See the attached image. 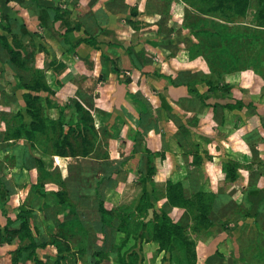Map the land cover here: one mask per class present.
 Segmentation results:
<instances>
[{
  "label": "crops",
  "instance_id": "crops-1",
  "mask_svg": "<svg viewBox=\"0 0 264 264\" xmlns=\"http://www.w3.org/2000/svg\"><path fill=\"white\" fill-rule=\"evenodd\" d=\"M162 18V8H154L149 0H0V37H6L22 59H27L28 68L43 72L49 91L34 94L45 104L47 99L53 103L47 107V115L54 119L61 112L70 116L75 109L65 105L77 101L91 113L98 132L97 150L89 158L44 156L46 169H59L66 180V167L84 159L96 160L102 179L98 190L105 207L136 214L145 196L148 215L140 217L145 225L161 210L174 222L184 216V209L168 204V180L183 181L190 193L203 186L206 191L223 193L217 198V210L232 200L231 190L240 194L235 197L238 203L249 207L248 194L264 187L260 174L264 167V108L258 107L254 113V108L235 109L230 115L233 120H225L222 108L206 111L187 86L173 84L189 64L169 56L177 45L172 33L161 31ZM21 75L29 76V72L11 61L0 40V225L5 227L10 221L18 227L19 209L25 206L32 213L27 216L33 234L49 241L52 227L75 215L69 216L46 198L59 190L57 185L46 183L44 193L34 188L39 171L32 163L38 154L29 149V143L4 138L12 114L22 111L26 122L31 120L24 99L27 90L18 86ZM254 102L260 106V99ZM225 163L236 166L234 184L225 181ZM68 190L73 193L75 189ZM78 217L99 238L90 250L91 258L99 251L103 253L101 264H117L109 254L119 238L120 221L104 226L96 209L82 206ZM245 222L254 225L253 219ZM37 224L43 237L36 233ZM244 229L241 220L230 232L199 239L197 264H207L217 251L225 259L238 258L246 245ZM135 242L131 239L127 247ZM142 246L144 264L148 259L149 264L158 259L163 264L165 253L158 252L156 242H143ZM12 249L0 246V264H9ZM57 253L53 246L38 250L43 259Z\"/></svg>",
  "mask_w": 264,
  "mask_h": 264
},
{
  "label": "trees",
  "instance_id": "trees-1",
  "mask_svg": "<svg viewBox=\"0 0 264 264\" xmlns=\"http://www.w3.org/2000/svg\"><path fill=\"white\" fill-rule=\"evenodd\" d=\"M33 1L39 2V0ZM182 1L188 3L203 16L223 18L229 22H235L234 20L237 18L245 17L252 2V0ZM258 4L255 25L264 28V0H259ZM132 13L136 15V11L132 10ZM162 14L167 16L166 9L163 10L162 8ZM160 29L161 31L163 29L161 25ZM225 38V36L221 37V42ZM0 40L4 42L11 61H16L21 69L24 68L29 72V76L21 75L18 77V86L27 90L24 99L27 116L31 119L30 122H26L25 114L22 111L12 114L7 120L4 138L5 140H25L29 143V149L38 154L35 155L34 163H32L39 171L38 183L34 188L44 193L46 183L59 186V190L53 191L46 198L53 199L55 205L61 208L59 210L69 213V216L75 215L74 219L66 220L60 225L57 224L58 233L54 236L55 239L51 241L43 240L40 242L41 239L33 234L30 218L24 214L17 216L20 224L19 229L11 228L12 223L10 221H8L5 229L0 225V246L12 243L15 238L19 240L18 248L11 254V264H19L27 258H33L35 264H68L66 261L76 262L78 255L86 256L88 251L97 246L99 238L94 228L86 226L78 217L79 206L96 209L100 213L101 223L104 226H111L116 219L120 221V226L117 229L119 238L112 253L109 254L117 264H144L143 242H156L159 245L158 252L165 253L163 264H197L198 240L203 237H211L218 232H230L231 228L236 227L241 220L244 221L247 238L240 256L229 260L217 251L213 257L208 259L207 264H264V187L257 193L248 194L249 207H245L242 202L238 203L233 197L234 192L230 191L228 194L233 197L232 200L222 209L217 210V198L223 193L206 191L204 186L199 192L190 193L186 190L183 181L168 180L166 186L168 204L171 207L184 209L185 214L181 220L174 222L166 210H161L160 213H155L153 219L146 225L144 219H140V217L144 218L148 215V204L145 201V196L142 197L136 214L127 209L108 210L105 207V201L98 190L102 179L98 177V162L96 160L84 159L77 165L69 166L71 170L77 171V175L80 177L78 178L80 189L73 193L69 192L62 173L56 170V172L47 171L43 157L89 158L91 153L97 150L98 132L95 129L94 118L77 101L65 105V107L75 109L74 114L67 116L61 112L58 119L48 116L47 107L53 106V103L47 99L45 104L41 96L34 94V92L49 91L43 72L28 68L27 59H22L21 53L9 45L6 37L2 36ZM258 72L264 79V70L259 69ZM185 78L186 76L181 72L179 73V80L173 84L185 85L189 92L194 94L195 92L189 86V79L185 80ZM198 97L204 102L202 96L199 95ZM204 105L209 106L207 102H204ZM243 107L239 101L225 105L222 103L214 105L215 110L217 108L240 110ZM77 145L83 148L82 152L76 151ZM32 164L25 161L27 168H32ZM222 170L225 174L226 183L234 184L238 180L234 164L225 163ZM260 174L261 177H264V167ZM245 190L243 194H245ZM223 192L226 191L223 189ZM46 205L48 206V203ZM247 219L254 220V227L245 222ZM144 227L146 228L145 232L139 238L138 236ZM122 234L125 236L120 239ZM75 236H80V240H72ZM131 239H135L136 242L127 247ZM49 244L54 245L58 253L55 257L42 261L37 257L36 251ZM102 254L98 251L94 255L97 258L94 264H101ZM224 260L226 261L224 262Z\"/></svg>",
  "mask_w": 264,
  "mask_h": 264
},
{
  "label": "rangeland",
  "instance_id": "rangeland-1",
  "mask_svg": "<svg viewBox=\"0 0 264 264\" xmlns=\"http://www.w3.org/2000/svg\"><path fill=\"white\" fill-rule=\"evenodd\" d=\"M149 1L154 8L166 9L167 16L164 15L160 25L165 34L168 31L169 34H173L177 45V48L170 49L169 56L173 57L175 62L180 60L179 63L189 64L181 72L186 76L185 80L189 79V86L196 93L193 96L201 100L198 97L200 95L204 102H210V104L208 103L209 106L204 105L207 108L206 111L213 112L215 110L214 105L218 103L225 105L235 101L243 104L244 107L240 110H253L254 108V113L258 107L264 108V79L258 72L259 69L264 70V28L255 25L259 0H252L246 16L237 18L234 20L235 22L225 21L223 18L203 16L182 0ZM223 36L226 38L221 42L220 39ZM167 69V71L173 72L172 67ZM204 91L206 92L204 93ZM258 99H260V106H256L254 102ZM201 102L204 104L203 101ZM224 111L226 113L225 120H233L230 116L232 110L226 109ZM76 151L82 152L83 148L77 145ZM75 164H79V162H74L72 166ZM70 168H65L67 171L66 188H74L76 191L80 189L78 181L80 177H78L77 171ZM56 171L60 170L57 169ZM231 191L234 192V198L240 196L235 192L236 190ZM21 214L29 215L32 213L25 206H21L18 215ZM6 227L2 228L5 229ZM19 227L20 225L18 227L11 226L13 229H19ZM39 228L41 229L39 225L35 226L36 233L41 232L43 237V230ZM57 228V224L52 227L51 234L53 237L49 241L55 239L54 236L58 233ZM15 239L10 244L1 245L10 249L14 248L10 251L9 264H11L12 252L19 246L18 238ZM42 241L41 239L40 242ZM48 246L55 247L50 244ZM38 250L36 251L37 257L42 261H47L49 258L43 259L38 254ZM25 261H29V264H35L33 258H27ZM94 261L96 258L92 259L91 253L88 251L84 257L78 255L76 262L66 261V263L94 264ZM149 261L150 259L146 263L149 264ZM159 261L160 259L157 260L156 264H159Z\"/></svg>",
  "mask_w": 264,
  "mask_h": 264
}]
</instances>
